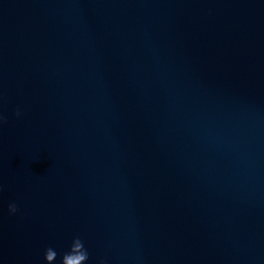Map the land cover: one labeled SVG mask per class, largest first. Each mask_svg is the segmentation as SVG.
Listing matches in <instances>:
<instances>
[{
  "label": "clouds",
  "instance_id": "1",
  "mask_svg": "<svg viewBox=\"0 0 264 264\" xmlns=\"http://www.w3.org/2000/svg\"><path fill=\"white\" fill-rule=\"evenodd\" d=\"M16 115H20V111L17 109ZM5 121V118L0 114V124ZM8 211L10 214H15L18 211V206L16 203H10L8 205ZM59 255V264H87L89 261V251L85 246L84 240L76 235L72 238L71 244L67 252L62 255L58 254L54 247H47L44 250L43 259L44 264H55ZM100 264H104L101 260Z\"/></svg>",
  "mask_w": 264,
  "mask_h": 264
}]
</instances>
